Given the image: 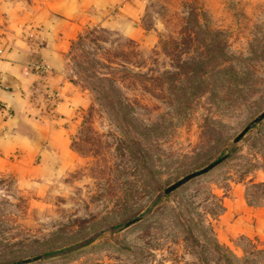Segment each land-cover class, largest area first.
<instances>
[{"label": "rangeland", "instance_id": "1", "mask_svg": "<svg viewBox=\"0 0 264 264\" xmlns=\"http://www.w3.org/2000/svg\"><path fill=\"white\" fill-rule=\"evenodd\" d=\"M9 1L77 21L89 100L75 160L0 174V264H264V118L235 142L264 110V0H147L141 39L100 22L124 0Z\"/></svg>", "mask_w": 264, "mask_h": 264}, {"label": "crops", "instance_id": "2", "mask_svg": "<svg viewBox=\"0 0 264 264\" xmlns=\"http://www.w3.org/2000/svg\"><path fill=\"white\" fill-rule=\"evenodd\" d=\"M146 1L124 0L117 14L100 22L141 39ZM46 20L18 13L11 1L0 0V174L26 181L75 160L71 141L89 100L86 88L69 73L67 49L77 21L62 17L47 25ZM43 63L51 65L45 76ZM37 86L60 91L55 111L36 101Z\"/></svg>", "mask_w": 264, "mask_h": 264}, {"label": "water", "instance_id": "3", "mask_svg": "<svg viewBox=\"0 0 264 264\" xmlns=\"http://www.w3.org/2000/svg\"><path fill=\"white\" fill-rule=\"evenodd\" d=\"M262 118H264V110L257 116L255 117L235 138V142L239 141L242 136L248 131V129L253 126L255 123H257L258 121H260ZM223 159V157H219L218 159L214 160L213 162H211L210 164L206 165L205 167L198 169L196 171H193L191 173L186 174L185 176L181 177L180 179H178L177 181L173 182L172 184H170L168 187H166L165 192L168 193L174 189H176L178 186L182 185L183 183H185L187 180H189L190 178H192L193 176L200 174L202 172H205L209 169H211L212 167H214L217 163H219L221 160ZM140 218H142V216L136 217L130 221H128L127 223H125L123 225L127 226L128 224H131L137 220H139ZM23 261H18L12 264H20Z\"/></svg>", "mask_w": 264, "mask_h": 264}, {"label": "built area", "instance_id": "4", "mask_svg": "<svg viewBox=\"0 0 264 264\" xmlns=\"http://www.w3.org/2000/svg\"><path fill=\"white\" fill-rule=\"evenodd\" d=\"M51 68V65L49 63H43L40 65V69L43 73V75L45 76V74L49 71V69ZM34 94H35V99L37 100H41L42 102H44V105L47 107L48 110L51 111H55V108L57 106V102L59 100L60 97V91L56 90V89H50L47 87H40L37 86L34 90ZM42 93V98L40 99L38 94Z\"/></svg>", "mask_w": 264, "mask_h": 264}, {"label": "trees", "instance_id": "5", "mask_svg": "<svg viewBox=\"0 0 264 264\" xmlns=\"http://www.w3.org/2000/svg\"><path fill=\"white\" fill-rule=\"evenodd\" d=\"M240 71H241V70H240ZM240 83H242V82H240ZM243 87H244V86H240L238 82L232 84V89H238V88H239V90L241 91V90L243 89ZM240 91H239V92H240ZM168 194H169V193H167L166 195H168Z\"/></svg>", "mask_w": 264, "mask_h": 264}]
</instances>
